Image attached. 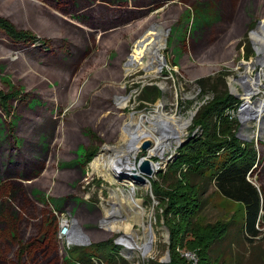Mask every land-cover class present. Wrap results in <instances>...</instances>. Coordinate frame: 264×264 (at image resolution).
<instances>
[{"label": "rangeland", "instance_id": "1", "mask_svg": "<svg viewBox=\"0 0 264 264\" xmlns=\"http://www.w3.org/2000/svg\"><path fill=\"white\" fill-rule=\"evenodd\" d=\"M62 1L0 0L4 20L0 21V90L20 92L11 102L9 115L0 108V184L12 185L10 193H0V203L8 201L17 208L15 215L0 214V264H75L70 257L77 254L76 247L100 254L102 258L94 264H167L172 259L164 212L169 197L163 192L157 196L155 187L161 192L160 187L169 191L181 184L177 183L180 168L172 164L177 148L216 91L242 93L234 89L233 78L248 70L243 61L252 60L249 73L253 76L264 72V66L254 63L258 56L264 57V41L256 44L251 34L264 20V0ZM80 6L92 13L82 12L85 23L77 19L80 12L75 16L62 12ZM6 23L38 41H14ZM157 24L168 30L161 49L166 63L158 71L140 66L127 70L137 42ZM256 45L263 50L257 52ZM263 77L250 102L264 100ZM199 78H205V90L197 83ZM118 96H130L125 107L117 104ZM161 104L175 118L195 113L164 157L149 158L163 163L155 174L146 176L138 167L149 148L140 146L133 158L135 173L146 177L144 181L133 178L134 196L143 202L145 221H152L155 232L151 252L143 256L119 242L123 231L104 226L106 208L113 211L118 225L124 222L130 208L122 204L129 202L131 185L125 178L103 176L92 162L106 144L118 143L131 114L149 113ZM255 115L257 119L241 129L240 123L237 133L242 140L254 141L259 151L250 179L264 191V135L259 131L264 125V105ZM90 154H95L92 160ZM189 182L195 186L189 187V194L196 196L197 191L199 207L179 215L178 230L183 233L178 231L176 237H183L181 253L173 254L179 264H188L185 253L194 252L195 243H189L199 239L196 232L209 237L225 222L228 231L208 249L210 260L205 263L196 256V260L188 259L190 264H264V208L262 233L249 241L242 231V202L223 196L213 183L193 173ZM202 182L199 187L197 183ZM74 218L88 234L89 243H68L66 235L60 238L62 221L67 219L71 228ZM132 228L142 234L141 223L134 221Z\"/></svg>", "mask_w": 264, "mask_h": 264}, {"label": "trees", "instance_id": "2", "mask_svg": "<svg viewBox=\"0 0 264 264\" xmlns=\"http://www.w3.org/2000/svg\"><path fill=\"white\" fill-rule=\"evenodd\" d=\"M108 1L120 3L122 0ZM60 2L63 1L60 0ZM70 2L72 3V1ZM83 13L88 16L92 15L90 12ZM0 21L4 20L0 19ZM6 26L9 37L16 42H30V44H34L38 41L32 34L26 31H20L12 27L9 23H6ZM204 82L205 78H199L197 80V83L202 89L206 87ZM156 90L157 92L159 91V89ZM19 93V90L12 92L0 90V108L7 115L11 113V102L16 99ZM240 102V98L228 92V90L216 91L214 98L201 108L193 120L190 133L182 145L177 148L176 159L172 164H177L180 168L181 176L177 183L181 184H178V187L174 185L173 189L169 191L165 187H160L161 192L155 187L157 196L162 195L161 193L163 192V196L166 195V199L169 197L166 201L164 212L166 213L168 227L171 231L172 259L167 264H179V260L177 259V261L173 255L181 253L178 248L183 239V237L180 238L183 232L178 230L181 229L180 227L182 225L179 223L180 221L182 222L179 215H189L195 211V207L199 202V198H196L197 191L196 196L189 194V187H195L189 182L190 173L195 174L202 181L213 183L223 196L244 204L245 221L242 225V231L249 241H253L254 238L262 233V230H260V221L264 208V191L250 179V176L256 171L259 163V151L254 141L242 140L237 135L240 121L237 116H233L230 113L233 109H236ZM94 156L95 154H90L89 160H92ZM197 185L200 187L203 185V182L197 183ZM181 187H183L182 195L177 199L176 196L179 195ZM11 191L12 185L7 181H3L0 184L1 194H8ZM185 191L189 197L184 194ZM184 196H186V199H184ZM162 201L164 202L165 199L163 198ZM197 207H199V204ZM4 211H11L15 215L17 208H15L13 203L1 201L0 214L4 215ZM178 224L180 226L177 228L176 226ZM178 231L181 233L179 238L176 237L179 234ZM227 231L228 223L225 222L214 228L209 237L204 236L200 232H196L199 239H191L189 244L192 245L195 243L193 245L194 253L199 259L205 260L206 263L210 260L208 258V249L217 240L224 237ZM111 244L115 245L114 243ZM74 250H78L77 254L74 257L71 256L70 259L75 264H94L95 260L102 258L96 252H90L88 247H76ZM182 258L185 259L184 256ZM187 262L190 264L188 259ZM17 264L21 263L18 262Z\"/></svg>", "mask_w": 264, "mask_h": 264}, {"label": "bare ground", "instance_id": "3", "mask_svg": "<svg viewBox=\"0 0 264 264\" xmlns=\"http://www.w3.org/2000/svg\"><path fill=\"white\" fill-rule=\"evenodd\" d=\"M166 33V31L154 29L147 33L142 40L138 41L134 52L130 55L128 61L129 67L127 66V70L136 66L146 69H155L157 71L161 69L160 67L166 63L164 55L161 54V49L165 46ZM251 34L256 36L254 40L256 44H260L258 40L261 42L264 41L261 39V37L264 38V20L263 23L259 25L258 29L253 30ZM256 49L259 51L263 50L257 45ZM263 59L264 57L259 58L261 62H263ZM246 67L249 70L251 64H246ZM261 76H264L262 70L258 72L257 77L251 76L252 87L246 89L245 95L243 96L246 100L247 107L252 110V114L260 113L264 105V100L252 103L249 101V98L256 93L261 83ZM129 100L130 96H118L117 104L125 107ZM256 117L255 115V118ZM190 121V116L187 118L181 114L178 118H175L174 115H169L162 104L159 105L156 110L149 113L143 111H140L138 114L133 113L125 123L118 143L106 144L92 162L93 168L98 170L103 176L105 175L119 180H124L123 178H125L127 180L124 181L131 185L128 194L129 198L127 200L129 202L127 204H122V206L125 205L130 208L124 222L118 225L117 222H115L116 218L112 215L113 211L110 208H106V216L104 218V226L106 228L123 231L119 237V242L122 243L127 250H139L142 252L143 256H147L151 252V241L155 234L152 221H149V223L145 221L147 212L143 202L134 196L137 183L133 179L134 177L132 174L137 171V168L133 158L139 153L140 146L142 147V142L144 140L153 141L149 147L148 159H151L153 155L164 157L166 150L172 146L174 140L180 139L181 130L185 129ZM162 164L161 161L155 162L152 160L151 166L154 174ZM134 221L143 225V230L141 231L143 242H140L138 239L140 233L132 228ZM77 224L80 226V232L89 238L78 221ZM73 228L74 225L67 231V234L70 235V241H75L77 243L83 242V240H75L76 236H71Z\"/></svg>", "mask_w": 264, "mask_h": 264}, {"label": "built area", "instance_id": "4", "mask_svg": "<svg viewBox=\"0 0 264 264\" xmlns=\"http://www.w3.org/2000/svg\"><path fill=\"white\" fill-rule=\"evenodd\" d=\"M259 58H260V56H258V58H256V61L254 63L256 65L259 64L261 69H262L263 66H264V63H262L259 60ZM249 63L252 65V60L251 61H243V64H245V65L249 64ZM247 73H249V70H247L246 72L244 71L243 73L238 74L236 78H233V80H234V89L236 90V89L240 88L243 91H242V93L238 92V95H239V98H240L241 102L238 104L236 109H233L231 111V113H232L233 116H237L239 118L240 123L243 124V127L255 115V113L252 114V110L250 108L246 107V105H245L246 104V100L243 97L245 95L246 89H250V87H252V85H251L252 84L251 76H253V75L249 73L251 75V76H249V75H247ZM257 75H258V72L254 75V77L255 76L257 77ZM245 116H246V118H245ZM240 117H241V119H240ZM259 129H260L259 131L261 132V134L264 135V125H262ZM69 229H70L69 221L67 219H64L62 221L61 230L59 232L60 238H63L65 235L68 238L69 235L67 234V231ZM68 243H71L69 238H68ZM185 255L188 257V259H191V260H196L197 259L196 254L194 252H186Z\"/></svg>", "mask_w": 264, "mask_h": 264}, {"label": "water", "instance_id": "5", "mask_svg": "<svg viewBox=\"0 0 264 264\" xmlns=\"http://www.w3.org/2000/svg\"><path fill=\"white\" fill-rule=\"evenodd\" d=\"M263 23V21L261 20V21H259L258 22V24H257V27L256 28H258L259 27V25L260 24H262ZM152 28H154V29H156V30H162V31H166V32H168V30L167 29H164L160 24H157L155 27H152ZM253 31V30H252ZM252 31H251V33H252ZM165 41H166V39H165ZM258 50V49H257ZM257 52H259V50L257 51ZM258 58V57H257ZM161 68V67H160ZM238 98H239V95H236ZM246 105V104H245ZM246 107H247V105H246ZM194 113L195 112H192L191 113V115H190V119L192 120V118H193V115H194ZM255 117V115L252 117V118H254ZM240 119H241V117H240ZM243 127V124H241V126H240V129ZM237 135L240 137V135H239V132L237 133ZM183 140H185V139H183ZM183 142V141H182ZM181 142V143H182ZM150 145H151V141L150 140H144L143 142H142V148L143 149H147V148H149L150 147ZM151 163H152V161L150 160V159H148V158H142L140 161H139V163H138V167H139V171L140 172H142L144 175H146V176H151L152 174H153V170H152V166H151ZM132 176L135 178V179H137V180H139V181H144V180H146V177L145 176H140V175H138L137 173H133L132 174ZM73 225H74V228L72 229V232H71V236L72 237H75L76 239L75 240H83V242H78V243H80V244H84V243H89L90 241H89V238L85 235V234H82L80 231V226L77 224V220L74 218L73 219ZM70 236V235H69ZM69 238V237H68ZM70 240V239H69ZM71 242V241H70ZM74 243H77V242H75V241H73Z\"/></svg>", "mask_w": 264, "mask_h": 264}, {"label": "flooded vegetation", "instance_id": "6", "mask_svg": "<svg viewBox=\"0 0 264 264\" xmlns=\"http://www.w3.org/2000/svg\"><path fill=\"white\" fill-rule=\"evenodd\" d=\"M58 1V0H57ZM62 4V3H61ZM67 4H69V3H67ZM59 5V4H58ZM64 5V4H63ZM65 7V6H64ZM68 8V7H67ZM67 8H63L62 10V12H65V13H68L69 15H71V16H75L73 13H77V12H80V13H78V15H77V19H79L80 21H82V22H84L85 23V21H84V19H82V17L83 16H86V15H84L82 12H83V6H80V7H75L77 10L76 11H74V10H69V8L67 9ZM82 15V16H81Z\"/></svg>", "mask_w": 264, "mask_h": 264}]
</instances>
